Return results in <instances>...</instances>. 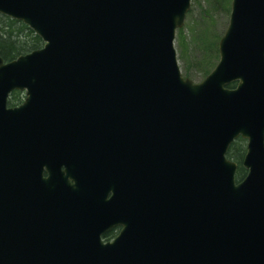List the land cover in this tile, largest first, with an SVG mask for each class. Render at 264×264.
I'll return each instance as SVG.
<instances>
[{"label":"water","instance_id":"95a60500","mask_svg":"<svg viewBox=\"0 0 264 264\" xmlns=\"http://www.w3.org/2000/svg\"><path fill=\"white\" fill-rule=\"evenodd\" d=\"M193 1L0 0L44 43L0 53V264H264V0L232 1L200 83Z\"/></svg>","mask_w":264,"mask_h":264},{"label":"trees","instance_id":"16d2710c","mask_svg":"<svg viewBox=\"0 0 264 264\" xmlns=\"http://www.w3.org/2000/svg\"><path fill=\"white\" fill-rule=\"evenodd\" d=\"M207 8H203V16L201 21L210 24L212 13L217 10H230L232 0H206ZM200 5V1L196 2ZM191 14V11L188 15ZM202 35L199 37V61L197 63L198 73L203 77H207L215 68L219 61V41L220 36L210 33V27L206 24ZM177 39L183 52L188 50L187 36L184 28L177 31ZM43 47L42 39L37 36L27 25L21 21L13 20L7 16L0 15V53L6 62L12 61L21 55H25L32 51ZM183 57V53L181 55ZM188 73V71H187ZM189 74V73H188ZM236 84L228 87L234 88ZM15 101H19L18 96L10 99L9 105L14 106ZM246 153V141L242 138L237 139L228 151V158L238 163L237 180H242L247 171L242 166V161Z\"/></svg>","mask_w":264,"mask_h":264},{"label":"rangeland","instance_id":"374dc122","mask_svg":"<svg viewBox=\"0 0 264 264\" xmlns=\"http://www.w3.org/2000/svg\"><path fill=\"white\" fill-rule=\"evenodd\" d=\"M207 6L208 4L206 0H200V5L196 4V2H194L192 5L191 14L188 15L184 26L185 35L187 36L188 50L183 52L177 37L174 43L179 57V66L182 75L185 78L192 80L194 83H200L206 78H203L197 70V63L200 56L198 50L200 45L199 37L203 33L202 29L204 27L206 28L207 24L211 30L209 32H212V34L215 36H220L221 39L229 26L231 5L228 12L223 9L213 12L210 24L201 21L203 16L202 9L207 8ZM182 53L184 58H181ZM187 71L189 74L187 73ZM18 97L19 101H15L14 105H19L20 101L23 102L24 96L19 95Z\"/></svg>","mask_w":264,"mask_h":264},{"label":"flooded vegetation","instance_id":"af4514ba","mask_svg":"<svg viewBox=\"0 0 264 264\" xmlns=\"http://www.w3.org/2000/svg\"><path fill=\"white\" fill-rule=\"evenodd\" d=\"M19 95H22V96H25L24 93H21V92H17V93H13L12 96H19ZM65 170V168H63V171ZM46 175V173H45ZM76 180L77 179H72V178H69L68 179V182L70 183V185L72 187H74L76 185ZM36 196H38V189L36 188V193H35ZM112 197V193L109 195V199ZM123 229V226L119 225V224H115V225H112L110 226L109 228H107L102 234H101V240L103 243L105 244H108V243H111L113 242L118 236L119 234L121 233Z\"/></svg>","mask_w":264,"mask_h":264}]
</instances>
